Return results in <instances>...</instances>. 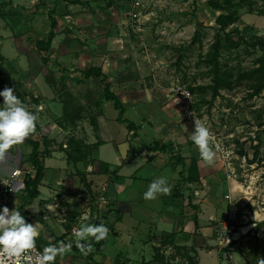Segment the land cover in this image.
I'll use <instances>...</instances> for the list:
<instances>
[{"label": "rangeland", "instance_id": "1", "mask_svg": "<svg viewBox=\"0 0 264 264\" xmlns=\"http://www.w3.org/2000/svg\"><path fill=\"white\" fill-rule=\"evenodd\" d=\"M54 1L57 0H0V91L5 87L13 88L15 95L19 91L24 105L38 115L37 123L40 128L32 134V138L43 143L50 138L47 130L43 133L40 131L41 127L51 123L43 113L50 94L46 83L50 78L65 77L59 74L64 71L60 69L58 48L56 53L54 50L49 52L51 46L48 50L41 48L42 39H46V33L51 30L49 18H55V10L52 8ZM61 1L72 12L82 11L85 2H91ZM132 1L96 0L95 3L101 7L95 5L92 8L97 9V12L105 11L104 6L109 2L113 8L107 10L115 12L123 20L116 28L120 27L129 38L128 45L132 54L126 59L134 60L133 57H136L146 62L144 66V63H137L135 60L133 66L138 71L134 67L130 69V86L133 89L156 91L148 99V106L153 107V111L152 107L149 109L150 112L156 111L155 106L159 108L160 101L163 100V106L173 113V120L179 122L187 120L182 109L187 103L182 102L174 89L187 88L192 94L190 106L196 115L208 119L211 129H219L236 145V156L232 161L238 169L239 177L234 184L241 194L234 195L236 198L232 199L239 207L234 209L235 216L229 220L228 228L224 229V225H219L214 236L217 255L229 259L220 263L216 253L202 251L203 264H258L260 259H264V83L250 73L264 63V47L259 43V38L264 37V2L232 0L235 21L227 31L235 39L243 37L245 41L237 48H227L223 32L216 21L218 15L227 12L213 7L211 0H143L145 7L140 37L136 36L129 21L128 11ZM213 1L219 5L225 4V0ZM66 13L63 10L60 16L65 19ZM74 38L81 45V38L76 35ZM72 39L73 37L68 38L69 41H73ZM228 70L231 73L228 81L218 87L215 78L223 76ZM135 77L138 81H135ZM154 101L158 104L153 103ZM109 103L111 106L107 107L106 113H111L114 109L113 103ZM2 105L3 97L0 96V106ZM128 105L126 115L139 123L143 114L148 111L146 105L138 103L136 111ZM154 121L155 126L160 125L156 117ZM151 125L153 123L150 122L149 126ZM192 128L191 131H194ZM151 133L149 129L144 130L143 140L152 142L155 136H159L156 135L158 132L154 135ZM58 140L60 141L59 137ZM61 146L63 148L62 142ZM255 146L259 147L260 152L256 158ZM32 150L28 138L23 144L14 146L5 160L0 161V171H8L14 160H17L16 165L25 170L31 168ZM244 154L246 161L243 160ZM147 156V152H144L137 161L142 163ZM46 162H49L48 158ZM217 162H220L218 156ZM42 196L44 195H39V198ZM18 198L29 209L32 219L30 223L36 224L40 231L36 242L41 243L42 248L60 241H73L72 252L57 257L55 264H160L155 261L154 254H163L165 264H190L184 258L180 241L175 239L158 242L156 246L159 252L156 253L153 245H146L151 241L149 236L147 238L149 230L144 226L132 228L133 221L127 215L119 223L113 224L114 227H108L109 235L100 250L96 251L93 245V250L85 255L75 247L71 227H68L70 223L67 217L70 214L64 210L63 205L58 208L56 216L44 219L40 214L43 205L39 203V198H33L28 192L27 195L22 193ZM83 208L76 212L83 213ZM24 213L28 214L27 209ZM99 218L105 220L106 217L98 210L97 216L93 215L91 219L95 221ZM108 220L110 224L114 222L112 218ZM166 228L171 229L170 226ZM115 230L120 232L119 235L115 234Z\"/></svg>", "mask_w": 264, "mask_h": 264}, {"label": "crops", "instance_id": "2", "mask_svg": "<svg viewBox=\"0 0 264 264\" xmlns=\"http://www.w3.org/2000/svg\"><path fill=\"white\" fill-rule=\"evenodd\" d=\"M90 1L85 2L82 11L77 12L68 11L61 0L52 4L56 35L49 52L54 50L56 53L58 48L60 69L64 71L59 74L65 77L50 78L46 83L50 94L43 113L51 123L48 126L42 125L40 131L43 133L47 130L50 139L46 143L40 141L44 176L35 196L39 198V195H44L39 198V203L43 205L40 211L42 218H53L58 214L60 205H63L64 210L70 214L67 220L72 232L82 222L84 215H88V222H91L98 210L106 218L95 221L101 220L107 227L119 223L127 215L133 221L132 228L144 226L149 230L147 238L150 237L151 241L146 245L157 247L158 242L169 241L171 238L180 241L182 246H194L197 264H203L202 251L216 253L220 263L229 259L217 255L214 236L219 225L225 226L228 223L226 218L231 203L234 208L239 207L232 199L234 195L241 194L236 189L235 180L227 177L226 168L217 159L212 165L203 163L190 139L191 128L194 127L190 121L173 120V113L163 106V100L159 108L155 106L156 111L150 112L152 105L148 106V99L156 91L133 89L130 86V69L134 67L138 71L133 66L135 60L144 63V66L146 62L136 57H133L134 60L126 59L132 54L128 45L129 38L120 27L116 28L123 20L115 12L107 10L113 6L107 2L105 11L97 12V9H92L98 5L96 0ZM61 8L67 11L65 19L60 16L63 12ZM49 21L51 25L50 18ZM74 35L81 38V45ZM69 37H73V41H69ZM94 65L101 66L112 83V91L126 108V117L128 104L133 111L138 110V103L146 105L150 113L145 112L139 123L128 117L139 126L135 133L128 129L126 123L117 120L119 112L114 105L113 111L106 113L112 101L100 98V78L83 76L82 71ZM56 80L59 82L55 83ZM154 117L160 125L155 126ZM150 122L153 125L149 126ZM146 129L152 131V135L158 132L156 135L159 136L153 140L156 138L172 143L174 150L185 158L184 163L173 166L168 152L146 150L143 143L153 142L143 140L142 133ZM144 152L148 156L144 162L139 163L137 158ZM47 158L49 162H46ZM193 158L200 171V180L186 183L182 190V201L171 196L173 191L155 200L144 199L149 184L161 176L167 178L173 190L181 176L187 174V167ZM160 159L161 162L158 161ZM16 163L17 160H14L11 168L17 166ZM81 207H84V211L79 214L76 211ZM26 209L27 216L32 220L29 209ZM109 218L114 222L110 224ZM169 226L171 229L166 228ZM119 233L115 230L116 235Z\"/></svg>", "mask_w": 264, "mask_h": 264}, {"label": "clouds", "instance_id": "3", "mask_svg": "<svg viewBox=\"0 0 264 264\" xmlns=\"http://www.w3.org/2000/svg\"><path fill=\"white\" fill-rule=\"evenodd\" d=\"M14 92L10 87L0 91L3 97V105L0 106V161L5 160L14 146L23 144L35 132L38 121V115L29 111ZM190 139L205 165L214 164L218 152L223 153L225 158L230 155L229 150L217 142L210 128L200 119L194 118V131ZM171 191L167 178L161 176L149 184L144 199L155 200L158 196L170 195ZM89 220L90 217L84 215L79 227L72 229L75 247L85 255L93 250L90 240L100 243L109 235V229L104 223L93 224ZM39 235L37 225L28 223L19 210L10 211L8 207H3L0 211V264H55L57 257L72 252V240L53 243L42 252L38 251L36 240ZM258 264H264V259H260Z\"/></svg>", "mask_w": 264, "mask_h": 264}, {"label": "trees", "instance_id": "4", "mask_svg": "<svg viewBox=\"0 0 264 264\" xmlns=\"http://www.w3.org/2000/svg\"><path fill=\"white\" fill-rule=\"evenodd\" d=\"M244 1L252 2L255 0H244ZM261 1L264 2V0H261ZM210 4L213 7H217V8H221V9L226 10L227 13H221L220 15H218V17L216 18V21L220 25L221 31L223 32V38L225 40L226 47L227 48H237L238 46L241 45L242 41H245V40L243 39V37L235 39L227 31V28L235 21V14L236 13H235V10L232 9L233 8L232 0H225L224 5H219L217 2L211 0ZM49 15H51V13H49ZM50 26H52V29L48 33L47 38L42 39V41H41L42 42L41 48L44 50H48V48L51 46V42H52L53 38L56 35V30H55L56 29V21H55V19L51 20ZM197 34H198V32H197ZM259 43L261 44V46L264 47V37L259 38ZM216 66H217V64H216ZM263 69H264V63L262 64V66L260 68L252 70L250 75L261 79L264 83V71H263ZM82 74L85 78H90V77H94V76H97L100 78V82L102 83L101 89L99 91L100 98H104L106 100L112 101L115 109L119 112L117 120L119 122L124 123V124L126 123L128 129L133 130L135 133V131L138 129L139 126L133 120H131L125 116V109L126 108L124 107L119 96L114 91H112V89H111L112 83H110V81L108 80V77L104 73L102 67L98 66V65H94L93 67H90V68L83 70ZM230 74H231L230 70H228L225 72V74L223 76L218 75L217 78H215V80H217V82H218V87H220L221 84H225L226 81H228V77L230 76ZM214 94H217V93H214ZM16 95L23 102V104H25L24 100L22 98H20L19 91H16ZM64 110H66V105L64 106ZM31 112H33V111H31ZM39 128H40L39 124L36 123V130ZM28 142L33 147V150L30 153V161H31V166L34 168L36 175H35V177H32L30 174H27V176H26V191L28 193L32 194V197H35L38 194V187H39V184L42 181L43 176H44L43 164H42V160H41V150H40L41 144H40L39 139L34 140L32 138V135H30L28 137ZM143 146L149 152H156V151L168 152L170 154V159H171L173 166H176L177 164L184 163V161H185V158L180 154V152H176L174 150L172 143L165 142V141H162V140L155 138V140H153L152 143H145L144 142ZM259 154H260L259 147L255 146L254 158L258 157ZM152 158H154V156H152ZM200 176L201 175H200V171L197 167L196 160L193 158L191 160L190 165L187 167V174L181 176V179L178 181L177 185L173 188V190H172L173 192H172L171 196L174 199L182 201L183 200L182 199L183 198L182 190H183L184 186L186 185V183L191 182V181H199ZM24 210L26 211L25 204L20 205L19 211L24 216L26 221L28 223H30V218L27 216V213H24ZM195 222L197 224V220H195ZM100 223H104L106 225V223L101 221V220L93 222V224H100ZM103 242H104V240L101 241L100 243H96L94 240H90V243H92V245L95 246L96 251L100 249V246L102 245ZM182 248L184 250V258H186L187 261L190 262V264H197L196 257H195V251L196 250H195L194 246L188 245V246H182ZM155 250H156V253L159 252L157 247H155ZM193 252H194V254H193ZM154 258H155L156 262H158L160 264H165L164 263L165 258H164L163 254H154Z\"/></svg>", "mask_w": 264, "mask_h": 264}, {"label": "built area", "instance_id": "5", "mask_svg": "<svg viewBox=\"0 0 264 264\" xmlns=\"http://www.w3.org/2000/svg\"><path fill=\"white\" fill-rule=\"evenodd\" d=\"M131 9L128 11L129 17H130V23L133 28V30L136 32V36H141L139 31H142L141 25L143 24L142 20V13L145 7L143 0H133L131 4ZM176 94L179 96V98L182 100V102H186L182 109L184 117L187 118L188 121H190L194 125V118L200 119L203 123H205L206 126H208L211 130V132L215 135L217 142L224 148L229 150L230 155L227 156V158L224 157L223 153L218 152V160L222 164L224 168H226V175L229 178H232L233 180H237L239 177V172L236 167L233 165V158L236 156V145L230 142V139L228 138V135H224L219 129L214 128L211 129V122L208 119L200 118L196 115L195 110H193L190 106V103L192 102V94L189 92L187 88H181L177 87L174 89ZM187 96H185V95ZM190 98H189V97ZM192 114V115H191ZM231 136V135H230ZM255 142H257L255 140ZM243 160L246 161V155L244 154ZM27 174H30L32 177H35V170L31 166V168H28L25 170L21 166L17 165L15 167L10 168L8 171L3 172L0 171V211H2L3 207H8L9 210L17 209L19 210L20 205H22L19 202V195L24 193V195H27L26 191V176ZM22 192V193H21ZM226 197H229L226 195ZM103 197H100L102 199ZM234 205L231 203V209L228 212L226 221L229 223V220L233 219L235 216L234 211ZM228 223L224 226L228 228ZM36 248L38 251L42 252L44 248L40 246L36 242Z\"/></svg>", "mask_w": 264, "mask_h": 264}]
</instances>
